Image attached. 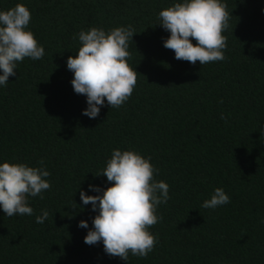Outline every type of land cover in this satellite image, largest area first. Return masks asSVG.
<instances>
[{
    "label": "trees",
    "instance_id": "1",
    "mask_svg": "<svg viewBox=\"0 0 264 264\" xmlns=\"http://www.w3.org/2000/svg\"><path fill=\"white\" fill-rule=\"evenodd\" d=\"M173 2L0 0V10L17 3L30 10L29 30L45 48L0 87V163L43 160L51 173L43 199L28 198L34 215L9 218L0 209V264H126L102 243L85 244L88 229L78 227L91 228L97 214L80 191L111 186L95 175L113 149L150 157L154 178L169 185L170 199L157 209L162 219L149 228L158 243L145 258L129 254L128 264H264V0H224L226 59L203 66L163 46L170 34L157 15ZM128 25L136 86L121 107L106 105L90 119L66 66L81 46L72 37ZM217 187L230 203L202 208ZM41 210L49 216L37 224Z\"/></svg>",
    "mask_w": 264,
    "mask_h": 264
},
{
    "label": "clouds",
    "instance_id": "2",
    "mask_svg": "<svg viewBox=\"0 0 264 264\" xmlns=\"http://www.w3.org/2000/svg\"><path fill=\"white\" fill-rule=\"evenodd\" d=\"M230 16L224 0H174L159 11L157 25L170 34L163 39V46L174 51L175 59L193 65L199 61L203 66L226 59L227 37L222 33L229 27ZM30 21V10L23 3L0 10V87H6L9 77L16 76L25 58L36 61L45 56L44 46L29 30ZM134 35L131 25L107 31L92 27L73 35L81 46L75 57H68L66 66L73 74L70 83L74 93L86 97L82 115L95 119L102 107L119 108L132 95L138 73L128 64V49ZM221 119L226 117L221 114ZM260 131L264 135V128ZM150 159L135 150L113 149L105 167L95 175L106 177L111 186L103 189L90 184L89 190L97 195H87L83 190L79 193L82 204L91 205V211L97 213L91 228L87 221L78 224L88 229L84 243H102L106 255L119 257L126 264L129 254L145 258L153 251L158 239L149 228L162 219L157 209L170 199L169 185L154 178L159 169ZM38 163L40 167L0 163V209L7 217L34 215L28 198L43 199V193L50 190L51 173L43 160ZM229 203L230 197L217 187L201 207L215 210ZM48 216L47 210H41L35 222L44 224Z\"/></svg>",
    "mask_w": 264,
    "mask_h": 264
}]
</instances>
